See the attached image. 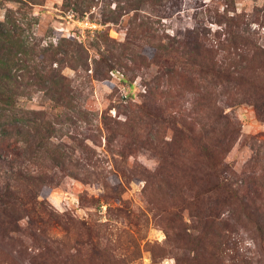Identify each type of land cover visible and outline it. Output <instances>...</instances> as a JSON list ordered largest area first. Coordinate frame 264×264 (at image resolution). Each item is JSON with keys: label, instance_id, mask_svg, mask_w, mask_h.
Instances as JSON below:
<instances>
[{"label": "rangeland", "instance_id": "rangeland-1", "mask_svg": "<svg viewBox=\"0 0 264 264\" xmlns=\"http://www.w3.org/2000/svg\"><path fill=\"white\" fill-rule=\"evenodd\" d=\"M0 30V126L30 140H5L0 188L33 202L0 264H264V0H0Z\"/></svg>", "mask_w": 264, "mask_h": 264}, {"label": "trees", "instance_id": "trees-1", "mask_svg": "<svg viewBox=\"0 0 264 264\" xmlns=\"http://www.w3.org/2000/svg\"><path fill=\"white\" fill-rule=\"evenodd\" d=\"M14 46L10 47V38L9 35L3 30H0V77H7L5 74V65H7V60L4 61L5 58H7L9 55L16 53V51L13 48ZM194 51H198L196 47H188L186 45L183 46L181 50H179V54L181 56H191ZM19 53L18 55H20ZM1 57L3 58V61H1ZM184 63V62H183ZM184 65H191L194 66L193 62L191 64H188V60ZM10 94L7 93L6 90V81L4 78H0V123L5 117V114L3 112V108L5 104H8V97ZM215 119L217 123H220L223 121L221 129H219L218 132V138L216 140H211L212 142H209L208 138L206 137V133L201 134L200 142H201V150L205 153V159H211L216 160L214 165V169L216 167H221V159L225 155L224 153L229 151V141L223 140L225 137L229 136L228 139L232 138V142L236 138L237 129L235 128V121L231 122L230 118L221 113L218 112L215 115ZM16 121V120H15ZM17 125V124H16ZM230 125L231 127H229ZM18 126V125H17ZM15 126L13 129V132L10 134L8 130H6L3 126H0V153L3 151H8L11 146H7V143L5 140H7L8 137L17 138V142L21 141V146L28 147L27 145L30 143V140H28L24 135L26 132H23V128L20 126ZM189 131V130H188ZM192 132V131H190ZM231 137V138H230ZM231 142V143H232ZM231 145V144H230ZM10 153H13L9 151ZM21 175V174H20ZM21 179H23L27 183H33L37 180V177L33 175H29L28 173L22 174ZM183 180H185L183 178ZM184 187L181 188H173L172 193L179 195L180 200L183 202H186L187 197L189 196L192 199H195L198 197V199L205 194H210V197L212 196L213 192L215 194L217 192H221L220 194L223 196V199L225 201L233 200L235 199V192L230 190L228 187H214V188H204V190L201 188L197 191H194L190 186H187L185 183L183 184ZM201 191V192H199ZM195 195H193V193ZM201 194V196H200ZM197 199V200H198ZM204 200L201 201V204ZM33 204L31 200L28 199V194L24 189H20L18 187H9L6 185L5 187L0 188V225L5 224L9 226L10 228L13 226L14 222L17 220V215L22 211H27L28 207L27 205ZM37 204V203H36ZM37 206V205H36ZM35 206V210L38 212L37 207ZM212 215H208L207 217H211ZM41 222V221H40Z\"/></svg>", "mask_w": 264, "mask_h": 264}]
</instances>
